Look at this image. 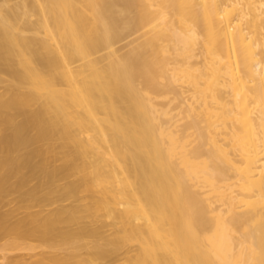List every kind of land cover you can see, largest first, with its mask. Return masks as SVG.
Wrapping results in <instances>:
<instances>
[{"label":"bare ground","instance_id":"bare-ground-1","mask_svg":"<svg viewBox=\"0 0 264 264\" xmlns=\"http://www.w3.org/2000/svg\"><path fill=\"white\" fill-rule=\"evenodd\" d=\"M0 259L264 264V0H0Z\"/></svg>","mask_w":264,"mask_h":264},{"label":"rangeland","instance_id":"rangeland-1","mask_svg":"<svg viewBox=\"0 0 264 264\" xmlns=\"http://www.w3.org/2000/svg\"><path fill=\"white\" fill-rule=\"evenodd\" d=\"M227 99H229V100H231V101H234V99H232V97H229V98H227ZM237 99H240V96H238ZM224 100L226 101V99H224ZM227 102H229V101H227ZM229 105H231V104H229ZM234 106H235V105H234ZM234 106H233V107H234ZM221 113H222V112H221ZM221 113H220V114H221ZM225 114H226V113H225ZM242 114H244L245 116H247V114H245L244 112H242ZM228 115H229V114H228ZM228 115H227V116H228ZM244 115L242 116L241 121H242V119L244 120V118H245ZM223 116H224V114H223ZM224 117H225V116H224ZM231 117H232V116H231ZM220 120H221V119H220ZM220 120H219V121H220ZM223 120H225V119H223ZM226 120H227V119H226ZM228 120H229L230 122L232 121V119H229V116H228ZM245 120H246V118H245ZM229 121H227V122H229ZM224 122H225V121H224ZM227 122H225V123H223V124H226V125H227V124H228V125L231 124V125H232L233 122L235 123L234 119H233V122H232V123H227ZM236 122H237V120H236ZM238 122H239V121H238ZM242 122H243V121H242ZM244 122H245V121H244ZM218 123H219V122H218ZM234 123H233V124H234ZM244 124H245V123H244ZM226 125H225V126H226ZM228 125H227V127H228ZM238 125H243V124L239 122ZM219 126H222V125H220V123H219ZM229 126H230V125H229ZM234 126H235V125H234ZM217 127H218V126H217ZM227 127H224V126H223L222 128H223V129H224V128L227 129ZM235 127H236V126H235ZM244 127H245V126H242V128H240V127H238V128L242 130V133L246 132V133H248V134L250 135V133H249L248 131H244V130H243V129H245ZM220 128H221V127H219V129H220ZM214 129L217 130V132L214 131V133H211V134H213V136L217 137V139H219V137H220V138L222 137V138H223V139H222V142L225 141L226 143H229V142H227V141H229V140H228V139H225V140H224V137H225V136L223 137L222 135H223V134L226 135L227 133H228V135H229L230 130L227 131V130H228V129H227L225 132L222 130V132H224V133H222V132H220L219 129H216V128H214ZM219 132L222 133V135H221ZM216 133H217V134H216ZM218 133L220 134V136L218 135ZM225 133H226V134H225ZM246 133H244L243 135H245ZM214 134H215V135H214ZM248 134H247V135H248ZM217 135H218V136H217ZM247 135H245V136H247ZM249 135H248L247 139H249ZM250 136H251V135H250ZM215 137H214V138H215ZM226 138H230V137H229V136H228V137L226 136ZM245 138H246V137H245ZM219 140L221 141V139H219ZM226 140H227V141H226ZM248 141H249V140H248ZM249 142H250V141H249ZM229 144H230V143H229ZM248 146L250 147V143L248 144ZM223 147H224V146H223ZM225 147H227V146H225ZM229 147H230V145H229ZM250 148H251V147H250ZM228 149H229V148H228ZM224 150H226V148H225ZM250 150H251V149H250ZM226 151H227V150H226ZM229 151H232V149H231V150L229 149ZM229 151H228V152H229ZM248 151H249V150H248ZM248 151H247V153H248ZM252 151L254 152L253 148H252ZM252 151H250L249 154H250ZM249 154H248L247 156H248V157H251L252 159H253V157H254V158L256 157V156H254V155H253V156H249ZM251 154H253V153H251ZM251 154H250V155H251ZM259 155H260V154H259ZM259 155H258V156H259ZM251 158H250V160H252ZM238 160L240 161L239 163L241 164V162H243V160H245V159H244V158H243V159H240V158H239ZM246 161L248 162L247 159H246ZM244 162H245V161H244ZM244 162L242 163V165H241L240 167L243 166L244 168L242 167V169L245 170V167L247 168L248 165L245 164L246 162H245V163H244ZM244 164L247 165V166H245ZM248 164H249V162H248ZM250 164H251V163H250ZM238 171H239V170H238ZM238 171H237V172H238ZM243 172H244V171H243ZM240 173H241V171H240ZM237 174H238V173H237ZM242 174H243V173H242ZM243 175H244V174H243ZM238 176L240 177V174H239ZM238 176H236V177H238ZM255 177L258 178V175L255 176ZM252 178H253V177H252ZM252 178H251V179H252ZM259 178H261V177H259ZM255 179H256V178H255ZM253 180H254V178H253ZM256 180H257V179H256ZM259 180H260V179H259ZM259 180H257L256 182H258ZM254 184H255V181H254ZM252 185H253V184H252ZM254 187H255V186H254ZM256 187H257V186H256ZM232 188H233V187H232ZM255 189H256V188H255ZM224 191H226V190H222L223 193H224ZM229 191H230V190H229ZM251 192H252V190H251ZM256 193H257V191H255V193H254V191H253L252 193H248V194H251V195H254L255 197H258V196H256ZM227 194H228V191H226V193H225L224 195L227 197ZM229 194H230V192H229ZM258 198H259V197H258ZM258 198H257V199L254 198V199H255L254 201L256 202L257 200H259V201H257V203H258V202H259V203H262V202H260L261 199H260V198L258 199ZM252 199H253V197H252ZM252 199L250 198L249 200H252ZM249 200H247V201H249ZM247 201H246V202H247ZM252 202H253V200H252ZM252 202H250L251 205H252ZM235 203H236V202H235ZM239 203H240V202H238V204H239ZM241 203H242L243 205L245 204V203H243V202H241ZM241 203H240V204H241ZM250 203H247V204H246V205H247V208H249ZM238 204H237V205H238ZM240 204H239V205H240ZM242 204H241V206H242ZM248 204H249V205H248ZM262 204H263V203H262ZM233 205H235V204H233ZM237 205H235V206H237ZM253 206L255 207L254 202H253ZM256 206H257L258 209H260V207H259L260 205H256ZM250 207H251V206H250ZM254 207H253V209H252V207H251V209H252L253 211H257L258 209L255 207V208H256V210H255ZM242 208H246V206L244 205V207H242ZM254 222H255V221H254ZM254 225H255V224H254ZM235 236H238V235L235 234ZM17 253H18V254H24V255H25V254H27V253H29V252L26 251V250H19V251H16V252H15V254H17ZM9 254H10V253H9ZM11 255H14L13 252H12ZM1 261H2V263L4 264L5 261L0 259V262H1Z\"/></svg>","mask_w":264,"mask_h":264}]
</instances>
